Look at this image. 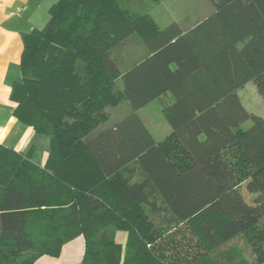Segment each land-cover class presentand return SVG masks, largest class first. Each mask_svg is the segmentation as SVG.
Segmentation results:
<instances>
[{
    "label": "trees",
    "instance_id": "obj_1",
    "mask_svg": "<svg viewBox=\"0 0 264 264\" xmlns=\"http://www.w3.org/2000/svg\"><path fill=\"white\" fill-rule=\"evenodd\" d=\"M119 2L59 0L42 30L23 35L14 115L51 146L39 167L32 151L0 145V264L59 258L81 236L82 264H170L153 213L193 227L208 257L244 234L251 264H264V118L238 96L255 83L264 99V0H218L189 31L157 30L125 72L111 51L151 20ZM167 95L172 134L158 144L138 112ZM122 102L130 114L96 133ZM247 180L252 202L240 191ZM116 232L128 234L125 247Z\"/></svg>",
    "mask_w": 264,
    "mask_h": 264
},
{
    "label": "rangeland",
    "instance_id": "obj_2",
    "mask_svg": "<svg viewBox=\"0 0 264 264\" xmlns=\"http://www.w3.org/2000/svg\"><path fill=\"white\" fill-rule=\"evenodd\" d=\"M119 1L131 16L148 15L152 21L140 26L120 45L112 49L111 56L121 72L126 71L146 56L144 40L149 35L156 33L159 29L166 28L173 21L178 22L185 30L190 29L208 18L215 11L218 2V0ZM238 96L244 108L250 114L264 118V99L259 94L255 83H249L244 89L238 91ZM107 113L109 114V120L106 123L109 124L126 116L129 113V107L126 102H122L117 107L107 109ZM139 116L146 121L147 128L153 135L158 134L159 138L164 139L166 128H169V126L157 102L142 109ZM252 126L253 122L249 121L243 124L241 128L248 130ZM248 183L249 180L242 182L240 191L248 202H252L257 196L247 191L246 186ZM250 240L252 239L242 234L233 240L224 242L219 247L213 248L211 251L209 250L210 257H208L206 256L208 250L202 244L193 227L184 225V236H177L174 240L164 238L158 242L165 249V253L169 254L166 259L170 264H232L241 261L251 264L255 259V254Z\"/></svg>",
    "mask_w": 264,
    "mask_h": 264
},
{
    "label": "crops",
    "instance_id": "obj_3",
    "mask_svg": "<svg viewBox=\"0 0 264 264\" xmlns=\"http://www.w3.org/2000/svg\"><path fill=\"white\" fill-rule=\"evenodd\" d=\"M58 1L59 0H0V145L11 148L23 155H27L32 151L31 159L39 167H44L47 163L51 146L50 138L36 134L33 128L20 123L16 119L14 112L17 105L11 101L10 97L13 85L22 79L20 64L24 52L23 35L30 34L35 30H42L49 21L50 9ZM174 23L178 24L185 32L200 24L197 23L190 29L185 30L178 22L173 21L170 25ZM163 29L164 28L161 30ZM144 47L147 52L146 56L140 61L134 63L127 70L148 57L149 53L145 43ZM112 60L114 61L113 58ZM115 64L118 67L116 62ZM155 102L159 104L162 111L163 106L170 105L173 102V98L171 95H167ZM129 114L130 107L129 113L126 116L115 122L109 124L106 123L99 127L96 133L115 127ZM139 118L147 128L146 121L140 116ZM168 126L170 129L168 127L166 128L164 139L159 138L158 134L153 135V133L148 130L156 143H162L172 134V129L169 124ZM130 166L133 167L135 165L132 164ZM123 174L125 175L124 177H129L127 171L123 172ZM142 177L143 174L138 169L132 182L140 181ZM150 217L155 225L156 232L158 233L155 235H162L158 241H162L164 238L174 240L177 236H184V224H181L179 227H174V223H170L168 218L165 217V214L153 213L150 214ZM127 239V233L116 232L115 241L123 247H125ZM157 245L161 247L160 242H158ZM85 246L84 237H78L64 246L59 258L44 256L35 264H82L85 255ZM161 249L164 256L168 257L169 254L164 253L165 249L163 247H161Z\"/></svg>",
    "mask_w": 264,
    "mask_h": 264
}]
</instances>
